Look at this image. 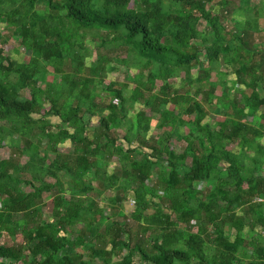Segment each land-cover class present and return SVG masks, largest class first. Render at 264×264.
<instances>
[{
    "label": "trees",
    "instance_id": "1",
    "mask_svg": "<svg viewBox=\"0 0 264 264\" xmlns=\"http://www.w3.org/2000/svg\"><path fill=\"white\" fill-rule=\"evenodd\" d=\"M229 3L0 0V264H264V0Z\"/></svg>",
    "mask_w": 264,
    "mask_h": 264
},
{
    "label": "rangeland",
    "instance_id": "2",
    "mask_svg": "<svg viewBox=\"0 0 264 264\" xmlns=\"http://www.w3.org/2000/svg\"><path fill=\"white\" fill-rule=\"evenodd\" d=\"M260 0H230V3L228 6H225V7H221V5H218L216 4V9L214 8V13L215 15L219 16L222 18L223 20V23L225 24V26L228 28V29H231V30H235V27H234V23L232 21V16H233V10L238 7V8H246L247 6H252V5H255V4H258ZM216 17V16H215ZM214 18V17H212ZM0 30L2 32H5L6 28L4 25L0 24ZM255 41L257 43H264V34H258L255 36ZM2 45H3V48L4 50H6L7 53L9 54H15L19 61H27L28 58H29V55H30V51L26 50L25 47H20L19 46V41L17 39V37H10L9 40H7L6 42H2ZM128 70L129 68H127L126 70V73L125 74H121L119 77V79L123 80L127 74H128ZM194 71L196 70L195 68L193 69ZM117 76V74H115ZM53 76L51 75L49 77L50 80H53ZM111 78H114L113 76L109 78V80ZM159 84H161V81H159ZM205 86L208 87L209 84L208 83H205ZM98 119V117H95L93 120L94 122ZM171 143L174 145V144H179L181 143L180 141H177L176 139H172ZM63 148L65 149H68L69 148V141H67L65 143V145L63 146ZM3 155L4 156H9L10 152L7 148L3 149ZM110 167L113 168L114 165L116 164L115 162H110ZM210 184L212 185L213 184V181H210ZM130 206H132V203L129 202ZM51 208H52V199L50 197H47V206H46V213L47 212H51ZM48 214V213H47ZM9 237H7V235L4 236V241H6Z\"/></svg>",
    "mask_w": 264,
    "mask_h": 264
},
{
    "label": "crops",
    "instance_id": "3",
    "mask_svg": "<svg viewBox=\"0 0 264 264\" xmlns=\"http://www.w3.org/2000/svg\"><path fill=\"white\" fill-rule=\"evenodd\" d=\"M128 204H129V202L127 203V207H128V208H131V207L133 206V205H132V206H130V205H128Z\"/></svg>",
    "mask_w": 264,
    "mask_h": 264
},
{
    "label": "built area",
    "instance_id": "4",
    "mask_svg": "<svg viewBox=\"0 0 264 264\" xmlns=\"http://www.w3.org/2000/svg\"><path fill=\"white\" fill-rule=\"evenodd\" d=\"M194 231H197V227L196 226H194V229H193Z\"/></svg>",
    "mask_w": 264,
    "mask_h": 264
}]
</instances>
